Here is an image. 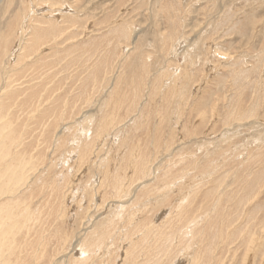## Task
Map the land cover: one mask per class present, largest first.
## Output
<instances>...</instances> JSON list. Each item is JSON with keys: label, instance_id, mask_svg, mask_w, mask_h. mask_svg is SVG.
I'll return each mask as SVG.
<instances>
[{"label": "rangeland", "instance_id": "rangeland-1", "mask_svg": "<svg viewBox=\"0 0 264 264\" xmlns=\"http://www.w3.org/2000/svg\"><path fill=\"white\" fill-rule=\"evenodd\" d=\"M17 24L19 54L63 31L0 68V84L43 80L54 115L29 123L11 171L25 204L0 264H264V0H0V46Z\"/></svg>", "mask_w": 264, "mask_h": 264}, {"label": "bare ground", "instance_id": "bare-ground-1", "mask_svg": "<svg viewBox=\"0 0 264 264\" xmlns=\"http://www.w3.org/2000/svg\"><path fill=\"white\" fill-rule=\"evenodd\" d=\"M38 0H26V3L29 5V3L31 4L32 2L36 3ZM43 9V8H42ZM33 10H37L38 8L34 7H27L26 10V19L29 18L31 12ZM41 10V9H39ZM62 13L63 11H65V9H61L60 10ZM44 16L47 18H51L50 15L44 14ZM34 20V16L32 18H30V20H28V24L31 25V22ZM32 20V21H31ZM52 24H50V27L48 30L46 31H42L41 28H39L38 31L35 32L34 37H33V41L31 42L30 46L25 49L23 48V52L21 53L23 55L22 57H19V50L16 48L14 49V46H17L20 40V34H21V28L23 26H20L17 24L15 27H12L10 29V31L7 33V36L4 37V39L8 40L7 42H4L3 44L1 43L0 46V68L4 65L3 61L4 58L8 56L9 53H11L12 55H14V58L18 57L17 61L18 63H20V65L18 66H22L23 62L25 61L26 58L31 57V55H34L35 53L37 55H39V52L42 50V47L45 46L46 44H48L49 42H56L61 36H62V31L63 28L59 25L57 28L54 26L53 29L51 28ZM28 28V27H27ZM24 30V27H23ZM9 42V43H8ZM15 44L13 46V48L11 47L12 44ZM38 57V56H37ZM23 59V60H22ZM17 65H13V62L11 64V68H15L18 66ZM42 65V63H41ZM40 65V66H41ZM37 67V69L40 68ZM24 66H22L23 68ZM107 67V66H106ZM53 68V67H51ZM25 71H17L16 74L12 75L11 78H7L3 81L2 84H0V156L2 157H9L12 154H15L16 156V160L17 161H12L9 162L8 159H4L5 161L0 165V167L3 166V169L0 170V192H1V196L5 197L8 196V200L11 194H13V191H15V186L17 184L14 185V187H8L11 179L9 180L10 176H11V171L16 168V164L19 163V159L23 158L26 159V163L24 166H26L29 161H30V153L29 152V148L25 146V140H26V136L25 134L28 133L29 130V123L32 122L33 120L36 121L34 124H43L48 122V120L50 118H53L52 114H50V112L47 113H43L42 112V107L44 106V104L46 103V100L49 99L51 97V95L49 94V90L46 89V86L43 83V80L41 81V83H36L33 84L32 87L26 86V84L28 83H22L20 85V83L26 78V73L24 74ZM188 77V76H187ZM35 79H39V78H35ZM19 86H24L22 88H18ZM28 110H32L29 114ZM27 113V114H26ZM31 114V117L28 116ZM23 116V118H22ZM25 116V117H24ZM13 118H15L13 120ZM61 118V117H56L55 121H54V125H57V120ZM8 119L9 122L6 124H2L4 122V120ZM24 120L25 122H23L22 126L25 127V131L23 133L22 130L19 129L20 126H18V121L19 120ZM109 124H107V122L105 124H103L100 129L101 132L100 134H105V129H108L109 126L111 125L112 122H114L113 118L109 119ZM16 127H13V126ZM13 127V128H12ZM12 128V129H11ZM9 129V130H8ZM8 130V131H7ZM20 130V131H19ZM7 131V132H6ZM98 135V137L95 138V140L99 139L101 135ZM43 138V135H42ZM77 139H73V141H76ZM94 141L90 142V143H86L84 145V149H82V151L84 150L85 152L81 154V150H80V145L74 146V148L72 149L73 151L71 152V154L76 153L78 155V158L81 159V161L84 163V158L89 155V153L91 152V150L94 147ZM70 143V142H69ZM37 145H41L40 140L37 141ZM19 148V149H18ZM1 149H5L3 152H1ZM15 149H16V153H15ZM86 155V156H85ZM36 156V155H35ZM37 161L41 160V158L36 159ZM22 164V163H21ZM43 164V162H42ZM24 170V167H21V171ZM108 178L111 179L110 175H108ZM62 180V178H61ZM60 180V183L63 181ZM24 179L22 178H18V182H23ZM121 180L120 179H115V183H113V190H114V195L115 196H119V192L117 193V191H121ZM24 183V182H23ZM104 185V183H102ZM59 185V184H57ZM103 187V185H102ZM11 198V197H10ZM6 200V199H5ZM21 204H25V202L20 200H14V199H10L9 201L2 203V212H1V219L4 220V223L0 224V229H1V233H0V239L5 237L6 235H8L10 232H12V230H14L17 226H18V222H14V220L10 219L11 214H12V210L14 209V207H17V205H21ZM31 206V204L29 205ZM181 209V207H180ZM5 212V213H4ZM28 215L26 213L25 217L26 218ZM8 222H10V224H8ZM113 220L109 221V226L106 229H109L110 224L113 225ZM108 234V231L106 230V232H104V236H97V237H93L91 238L92 240V244L86 242V246L85 250H81L82 254H85L86 252H91L92 249H94L95 247H97L98 245L102 244L104 242L103 238ZM102 238L101 240L98 241V239ZM4 240H2L0 242V246L2 245V242ZM88 256V255H87ZM84 258V257H83ZM85 260V259H83ZM81 260V261H83ZM175 264V263H174ZM195 264V263H193Z\"/></svg>", "mask_w": 264, "mask_h": 264}]
</instances>
